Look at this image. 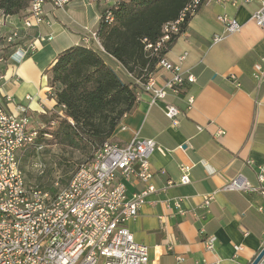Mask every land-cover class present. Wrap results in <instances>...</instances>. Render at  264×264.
<instances>
[{
  "label": "crops",
  "instance_id": "crops-1",
  "mask_svg": "<svg viewBox=\"0 0 264 264\" xmlns=\"http://www.w3.org/2000/svg\"><path fill=\"white\" fill-rule=\"evenodd\" d=\"M100 2L70 0L64 9L46 5L45 18L52 24L31 28L22 25L23 16L0 14V48L6 53L0 61V94L9 97L8 112L28 119L29 129L38 131L57 111L46 70L59 51L92 29ZM259 5L258 0H204L164 55L176 63L186 52L180 66L196 78L183 91L168 95L181 111L178 123L165 115L162 100L151 102L148 93H141L113 135L121 145L135 134L157 144L150 156L155 191L127 222L135 241L148 246L147 264H250L264 246V195L252 190L264 186L257 177L258 166L264 165V90L258 94L252 76L256 62L264 65V30L251 19ZM219 15L234 18L241 28L214 43L213 36L224 33ZM15 28L20 39L11 47L4 35ZM48 35L50 40L36 41ZM33 41L32 50L28 46ZM15 49L14 59L8 58ZM152 74L157 85L170 76L161 64ZM180 164L190 167L186 184L179 182ZM234 178L250 187L224 188ZM126 186L130 196L142 184ZM207 194L213 199L205 206ZM208 235L215 238L213 249L204 245Z\"/></svg>",
  "mask_w": 264,
  "mask_h": 264
},
{
  "label": "built area",
  "instance_id": "built-area-1",
  "mask_svg": "<svg viewBox=\"0 0 264 264\" xmlns=\"http://www.w3.org/2000/svg\"><path fill=\"white\" fill-rule=\"evenodd\" d=\"M47 0H32L21 22L25 28L46 23L51 25L49 18L38 17V10H45ZM223 1V0H217ZM248 2L250 0H244ZM259 7L251 14L254 23L264 30V0H258ZM54 9H64L70 0H48ZM195 8H186L192 12ZM218 21L224 26V35H215L212 42L216 43L225 35L238 32L241 25L227 15H219ZM175 21L163 27L160 40L166 41L170 33H175ZM82 40H97L92 29H86ZM52 35L38 36L36 41L50 40ZM20 39L18 29L4 35V40L11 47ZM36 41L29 44V49L36 48ZM0 51V61L6 60V53ZM157 51V47H156ZM19 51L15 49L8 54L14 59ZM26 50L21 51L20 61ZM183 52L178 62H171L164 56L163 70L170 72L161 85L156 84V75L150 74L149 80L142 83L143 91L148 93L151 102L162 100L165 115L173 124L178 123L180 109L168 102V95H176L183 91L186 84L195 82L196 78L190 71L182 70L180 62L186 57ZM252 76L259 87L264 83V65L261 61L253 65ZM4 75L0 69V82ZM4 100V108L0 110V264H147L148 246L135 241L127 222L137 216L147 196L155 191L151 179L154 170L150 156L157 144L152 138H143L135 134L126 144L106 141L92 153L89 163H81L73 175L71 182L64 185L58 199L46 205V208H34V202H28L25 182H19L11 174L10 159H5V152H11V145L24 146L31 133L28 119L18 117L5 108L7 95L0 94ZM193 96H188L190 104ZM125 127L121 128L124 129ZM220 132H222L220 130ZM179 182H189V165L180 164ZM258 180L264 181V165L258 166ZM139 182L142 187L127 195V184ZM173 184V181H168ZM245 182L237 178L224 185L227 189L248 188ZM252 190L264 195V186L258 185ZM213 194L204 196L203 205L209 204ZM178 207V200L175 202ZM207 249H213L215 238L208 235L203 240ZM241 246H235L236 250ZM169 246L167 249H170ZM177 259H182L177 256ZM264 264V256L257 262Z\"/></svg>",
  "mask_w": 264,
  "mask_h": 264
},
{
  "label": "trees",
  "instance_id": "trees-1",
  "mask_svg": "<svg viewBox=\"0 0 264 264\" xmlns=\"http://www.w3.org/2000/svg\"><path fill=\"white\" fill-rule=\"evenodd\" d=\"M31 1L0 0V14L25 16ZM203 1L114 0L98 7L99 18L92 27L97 40L81 39L59 51L46 70L58 109L38 129L35 139L20 150L22 158L33 156L46 134L52 141L88 150L91 156L104 142L112 141L123 115L132 109L141 93H146L142 83L185 31ZM46 5L50 6L48 0ZM186 8L195 9L185 12ZM181 16L175 33H170L166 41L160 40L164 25ZM263 90L264 83L258 94ZM166 100L170 102L168 96ZM24 177L37 188L56 191L55 187H42Z\"/></svg>",
  "mask_w": 264,
  "mask_h": 264
},
{
  "label": "rangeland",
  "instance_id": "rangeland-1",
  "mask_svg": "<svg viewBox=\"0 0 264 264\" xmlns=\"http://www.w3.org/2000/svg\"><path fill=\"white\" fill-rule=\"evenodd\" d=\"M98 1H101V6H106L114 0ZM76 12L80 13V11ZM2 44L3 42L0 41V46ZM2 50L4 51V48ZM43 137L44 139L36 146L33 156L22 158L21 153L18 154L19 163L23 168H21L22 171L24 170V176L30 183L58 189L69 182L77 167L91 155L88 150H81L56 140L52 141L48 134ZM114 138L112 136L110 140L114 141Z\"/></svg>",
  "mask_w": 264,
  "mask_h": 264
},
{
  "label": "bare ground",
  "instance_id": "bare-ground-1",
  "mask_svg": "<svg viewBox=\"0 0 264 264\" xmlns=\"http://www.w3.org/2000/svg\"><path fill=\"white\" fill-rule=\"evenodd\" d=\"M197 1L199 0H195V3ZM38 17L45 18L44 10H38ZM182 19L183 18L181 16L177 20V22H175V31L177 30L178 24L182 21ZM159 64L163 66V60H161ZM147 80H149V78ZM3 104H4V100L0 98V110H3L4 108ZM35 136H36V133H31V136L27 138V144H30L35 139ZM27 144H24V146L11 145V152H5V159H10V168H11L12 177H14L19 182H25V187L27 190L39 191L42 189L37 188L36 185L28 184L25 181L23 171L20 167L18 154L20 150L23 147H25ZM93 153H96V150H94ZM91 159H92V156L82 163H89ZM69 182H71V178ZM62 190H64V186L56 189L54 193H51L50 191H48L47 193L41 196H40V192H28V202H34V208H46V205H50L51 202L55 201V199H58V195H60V192Z\"/></svg>",
  "mask_w": 264,
  "mask_h": 264
},
{
  "label": "water",
  "instance_id": "water-1",
  "mask_svg": "<svg viewBox=\"0 0 264 264\" xmlns=\"http://www.w3.org/2000/svg\"><path fill=\"white\" fill-rule=\"evenodd\" d=\"M264 256V246L260 250V252L257 254V256L253 259V261L250 264H257V262Z\"/></svg>",
  "mask_w": 264,
  "mask_h": 264
}]
</instances>
